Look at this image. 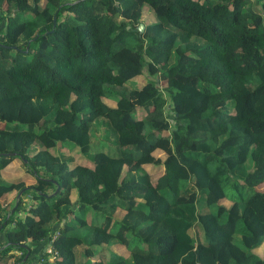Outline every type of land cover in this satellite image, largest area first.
<instances>
[{"label":"trees","instance_id":"trees-1","mask_svg":"<svg viewBox=\"0 0 264 264\" xmlns=\"http://www.w3.org/2000/svg\"><path fill=\"white\" fill-rule=\"evenodd\" d=\"M0 24V264H264V0H0Z\"/></svg>","mask_w":264,"mask_h":264},{"label":"rangeland","instance_id":"rangeland-1","mask_svg":"<svg viewBox=\"0 0 264 264\" xmlns=\"http://www.w3.org/2000/svg\"><path fill=\"white\" fill-rule=\"evenodd\" d=\"M43 1H41V3H42ZM150 12V9L149 8H144V11H143V15H142V17H143V19H148V13ZM61 17H64V15L63 14H61ZM116 18V20L118 21V20H120V19H122V16L119 14L118 16H116L115 17ZM143 23V22H142ZM144 25V24H143ZM1 28H2V25L0 24V33H1ZM120 58L122 61H124L125 62V66L126 67H133L134 66V63H135V61H136V58L135 57H133L129 52H127V51H123V52H120L118 55H117V58ZM154 71H155V68H152ZM143 73H144V75L146 76V77H149V76H151L149 73H148V70H147V68H146V65H144V67H143ZM130 78H128V79H126L125 81H124V83L122 84V85H120V86H112V88H113V92H112V95H114V93H117V92H128L129 91V89H133L134 87H136V86H134V84H132L131 83V79L129 80ZM112 95H109V96H106L105 97V99H106V101H108V103H110V104H113V102H114V100H113V96ZM99 133H101V135H102V132H101V129L99 128L97 131H95V136H96V139L97 138H99V137H101V136H99ZM166 137V136H165ZM164 138V137H163ZM169 139V138H168ZM162 146V145H161ZM161 146H155L152 150H151V154L154 156V159H161L162 157H164L165 155H166V149H168V142L166 141V140H164V143H163V146L161 147ZM52 151H55V150H53V148L51 149ZM66 153H68V157H70L73 161L74 160H76V161H80V159H81V154L78 152V151H76L75 149L74 150H72V149H70V150H67L66 151ZM82 160H89L90 158H91V155H82ZM19 161L18 160H15V161H13V162H11L10 164H9V166L7 167V168H5V169H3L1 172H0V178L1 179H4V180H9V178L11 177V169H12V167H14V165L16 166V164L18 163ZM21 164H19V166H20ZM24 176H25V174H24ZM26 183L27 184H29L30 183V178L28 177H26ZM257 188L258 189H264V181L263 182H261V183H259L258 185H257ZM14 195V193H12V195L10 194L8 197H10V199L7 197V201H3L2 202V204H4V205H6L7 203H9L10 201V205H9V208L11 207V204H12V202L14 201V197H12ZM25 201H26V205H28V204H30V203H32V202H34V200L35 199H33L32 197H31V195H29V194H26L25 195ZM5 208V207H4ZM123 210H121V209H116L115 210V212H114V215H116V216H118L119 214H121V212H122ZM1 216V215H0ZM48 248H50V247H48ZM40 252H38L37 254H39ZM37 254H35L36 256H37ZM30 258H31V255H30ZM28 264H31L30 262H28Z\"/></svg>","mask_w":264,"mask_h":264},{"label":"crops","instance_id":"crops-1","mask_svg":"<svg viewBox=\"0 0 264 264\" xmlns=\"http://www.w3.org/2000/svg\"><path fill=\"white\" fill-rule=\"evenodd\" d=\"M140 79L141 78H131V83L132 84H137L138 82H140ZM143 79H145V75H144V78ZM130 80V79H129ZM143 81V80H142ZM169 129L167 130L166 129V132H165V134L163 135V137L164 138H169L167 135H169L168 133H169ZM166 136V137H165ZM162 137V138H163ZM126 162H127V164L129 165V167H131V168H134V166H135V164H134V160H129V161H127L126 160ZM10 199V198H9ZM46 245V244H45ZM45 245H43V247H42V249H43V251H44V247H45ZM40 247H41V244H37V243H35V244H33V250H32V253L30 254L31 255V260H33L35 257H36V255L35 254H37L38 252H39V249H40ZM38 255V254H37Z\"/></svg>","mask_w":264,"mask_h":264},{"label":"water","instance_id":"water-1","mask_svg":"<svg viewBox=\"0 0 264 264\" xmlns=\"http://www.w3.org/2000/svg\"><path fill=\"white\" fill-rule=\"evenodd\" d=\"M53 20H54V23H53V24L55 25V22H56V16H55V15H54V17H53ZM143 26H144L143 23L140 22L138 28H139L140 30H142V29H143ZM22 191H23V189H21V190L19 191L18 195H20ZM44 249H46V247H44ZM25 258H26V256H25Z\"/></svg>","mask_w":264,"mask_h":264},{"label":"built area","instance_id":"built-area-1","mask_svg":"<svg viewBox=\"0 0 264 264\" xmlns=\"http://www.w3.org/2000/svg\"><path fill=\"white\" fill-rule=\"evenodd\" d=\"M53 233H54V235H55V234L57 233V231H54Z\"/></svg>","mask_w":264,"mask_h":264}]
</instances>
